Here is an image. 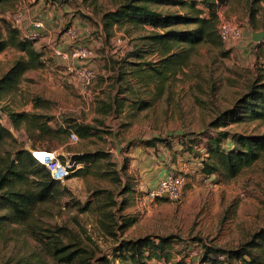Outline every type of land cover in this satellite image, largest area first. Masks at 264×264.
Listing matches in <instances>:
<instances>
[{"label": "rangeland", "instance_id": "rangeland-1", "mask_svg": "<svg viewBox=\"0 0 264 264\" xmlns=\"http://www.w3.org/2000/svg\"><path fill=\"white\" fill-rule=\"evenodd\" d=\"M125 1L15 0L0 7V38L15 28L25 39L26 30L41 19L52 29V46L60 44L64 31L72 27L77 31L74 42L90 51L89 58L76 66L94 72L88 86L73 80L44 33L32 44L40 53L38 67H28L26 55L14 47L0 52L3 84L4 75L22 64L15 86L0 96V124L11 134L0 144V173L19 150L40 153V158L46 156L43 152L52 153L62 169L68 159L74 162L81 154L106 155L69 169L53 197L25 220L10 221L0 203V222L5 224L0 230V264H64L50 248L49 237L57 230L64 233L60 246L84 249L91 264H174L181 258L184 264H213L200 261L203 245L236 250L264 234V150L233 178L205 174L201 163L208 156L204 140L218 131L264 136L261 119L218 124L253 83L264 82V38L252 40L253 34L264 33V0H217L218 22L237 24L241 36L232 43L221 42L217 22L212 41L195 45L170 40L161 45L151 37L163 32L141 22L105 27L103 15ZM36 5L28 17L26 9ZM157 11L178 16L189 12L167 5ZM170 28L196 30L194 24L183 25L177 19ZM138 50L139 57L132 55ZM136 70L141 71L135 74ZM121 72L130 74L118 81ZM123 88L127 89L120 94ZM114 100L123 103L120 108L115 102L113 111L101 112ZM141 104L145 105L138 109ZM8 112L50 118L51 128L88 124L95 134L77 141L38 134L24 123L15 128ZM231 145L229 139L224 142V147ZM167 174L184 177L180 201L149 196ZM28 179L31 186L33 176ZM124 222L127 227L120 231L117 226ZM145 236L178 240L167 244L161 259L119 249L122 241ZM258 242L261 247L253 253L264 258V241ZM219 257L218 262L223 259Z\"/></svg>", "mask_w": 264, "mask_h": 264}, {"label": "trees", "instance_id": "trees-1", "mask_svg": "<svg viewBox=\"0 0 264 264\" xmlns=\"http://www.w3.org/2000/svg\"><path fill=\"white\" fill-rule=\"evenodd\" d=\"M14 1L15 0H0V7L8 4L12 5ZM160 5H167L170 7L176 6L182 9L186 8L189 12L182 14V16L163 14L157 11V7ZM218 8L219 3L217 0H126L115 10L105 13L102 20L105 27H110L111 25L122 22H141L154 29H160L163 33L152 36L151 39H154L161 45H165L167 40L175 43L186 41L190 45H195L203 41H212V37L215 35V25L218 22ZM176 19L183 25L194 24L196 30L192 32H181L171 29L170 27L175 24ZM32 44L33 42L20 38L15 28H8L7 38H0V52L7 47H14L26 55L28 67H38L41 65V62L38 60L40 53L33 49ZM132 55L139 57L141 54L138 50ZM19 67H22V64L16 63L12 68L15 74L12 72L4 75L2 80H5V83L3 84V82H0V96L2 92L7 93L15 86L17 78L16 73ZM139 71L141 70H136L134 73L138 74ZM129 74L130 73L126 72L119 73L118 81L126 80ZM149 77L151 80L152 75H149ZM138 79H140V77ZM126 89L127 88H123L119 93H124ZM115 102L114 100L111 104H107V109L101 110V112L107 113L113 111ZM116 103L119 108L120 105L123 104L121 101ZM144 105L145 104H141V107H136L142 109ZM8 116L15 128L19 127L21 123H24L26 128L32 129L38 134H47L54 138L66 137L69 136L70 133H74L80 139H84L95 134V128L88 124L68 123L65 128L61 126L51 128L48 126L50 118L41 120L42 117L34 114L12 112H8ZM248 118L264 120V82L253 83L252 88H250L246 97L240 100L236 109L222 116L218 124L224 126L229 119L231 122H239L242 119ZM216 126L217 124L215 123L214 127ZM10 136L9 130L0 124V144ZM228 139L231 141L232 145L231 147H224V142ZM152 141L153 140H149L151 144L154 142ZM179 141H181L182 145L185 144V141L181 139H179ZM236 142L238 145L234 144ZM203 144L208 156L201 161L202 171L205 174L221 173L227 178H233L239 173L243 166L249 165L251 162L258 159L260 152L264 150V136L261 138H253L252 136H240L231 134L227 131H218L214 136H208ZM31 154L32 153L27 150L14 152L12 159H10L9 163L4 167L5 172L3 171L2 174L0 173V191H3L0 195V203L2 209L9 211V219L12 222L28 218L35 207L51 199L54 193L58 191V180L52 179L47 170L36 166L38 163ZM104 156L106 155L102 153L99 154L98 152L93 154H81L77 156L76 161H74L76 163L90 160L95 161ZM39 172L42 174L38 175ZM29 175L33 176V180H30L31 186L27 183ZM1 220L2 218H0V221ZM4 225V222H0V230ZM117 225L118 224H116V226ZM117 227L120 231H124L127 224L124 222ZM54 234H58L59 236H55ZM54 234H51L49 237L51 238L50 248L53 251V255L58 260L64 264H71L74 262L78 264H91L88 262L87 256H85L84 249L60 246V237L64 233L57 230ZM258 238H262L264 241V234H262L261 237L254 238L253 241L246 242L241 248L236 250H225L203 245L200 261H212L213 264H232L234 261H239L240 264H264V258L259 255L256 256L253 253L254 249L261 247ZM176 239L178 240L176 236H157L154 238L145 236L133 241H122L119 249H124L132 253V255L135 253H149L148 257H157L161 259L165 256L164 251L166 250L165 247L167 244L171 245V242ZM218 256L223 257L219 262L216 260ZM135 264L137 263L135 262ZM174 264H184V260L181 258Z\"/></svg>", "mask_w": 264, "mask_h": 264}, {"label": "built area", "instance_id": "built-area-1", "mask_svg": "<svg viewBox=\"0 0 264 264\" xmlns=\"http://www.w3.org/2000/svg\"><path fill=\"white\" fill-rule=\"evenodd\" d=\"M28 1L34 2V0ZM32 27L33 31L27 32L25 35L26 40L31 42L40 40L43 33L44 36H49V30L43 20H34ZM217 35L221 42H235L241 36L240 27L235 23L220 20L217 24ZM63 36H65L64 40L72 43L77 38V31L72 27H68L64 31ZM51 50L55 58L62 62L65 71L73 80L83 86H88L92 82L94 78L93 70L88 67H77L73 62L70 63V61H77L83 64V62H85L90 56L88 48L82 47L80 44L74 42V45H71L67 51H63L58 47H54ZM69 137L73 141H77L78 139L74 133H70ZM38 154L40 153H32L37 163L44 166L54 180L61 181L69 173V169L77 168V163L75 164V161L73 162L70 159L65 162V166L62 169L58 159L52 153L43 152L44 155H47L43 158H40ZM183 187L184 177L181 175L167 174L158 181L157 185L152 190H150L149 196L153 199L166 198L172 201H180L182 198ZM219 258L222 259V256Z\"/></svg>", "mask_w": 264, "mask_h": 264}, {"label": "crops", "instance_id": "crops-1", "mask_svg": "<svg viewBox=\"0 0 264 264\" xmlns=\"http://www.w3.org/2000/svg\"><path fill=\"white\" fill-rule=\"evenodd\" d=\"M37 7H38V5H36V6H32L29 10H27L26 9V15L29 17V14L31 13V11L32 10H34V9H37ZM24 10H25V8H24ZM26 15H25V19H26ZM31 23V22H30ZM45 23V22H44ZM24 25V22L21 24V26H23ZM21 26L19 27V28H21ZM48 26V25H47ZM17 27V28H18ZM25 27V26H24ZM25 29H27V27H25ZM30 31H33V27L32 26H30V28L28 29V30H26V32H30ZM51 32H52V29L50 28V30H49V36H48V39H45V40H48L49 41V44H48V46H50V48L52 49V48H54V47H58L59 49H61V50H63V51H67L68 49H64V46L66 47V45H71V44H69L70 42H68V41H66V40H64L65 39V36H63L62 35V37H61V43L60 44H57V45H52L51 46V42H50V38H51ZM103 34V33H102ZM64 43H66V44H64ZM63 45V46H62ZM68 46V47H69ZM74 64H78L77 63V61H72ZM155 146V145H154Z\"/></svg>", "mask_w": 264, "mask_h": 264}, {"label": "water", "instance_id": "water-1", "mask_svg": "<svg viewBox=\"0 0 264 264\" xmlns=\"http://www.w3.org/2000/svg\"><path fill=\"white\" fill-rule=\"evenodd\" d=\"M264 38V33H256L253 34L252 40L253 41H261Z\"/></svg>", "mask_w": 264, "mask_h": 264}, {"label": "bare ground", "instance_id": "bare-ground-1", "mask_svg": "<svg viewBox=\"0 0 264 264\" xmlns=\"http://www.w3.org/2000/svg\"><path fill=\"white\" fill-rule=\"evenodd\" d=\"M43 154V153H42ZM47 156V155H46ZM41 157H44V156H41Z\"/></svg>", "mask_w": 264, "mask_h": 264}]
</instances>
